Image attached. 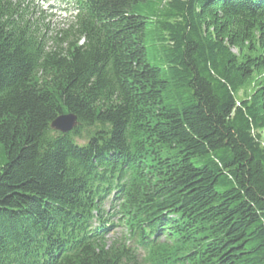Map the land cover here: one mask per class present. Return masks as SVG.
Masks as SVG:
<instances>
[{
  "label": "trees",
  "instance_id": "1",
  "mask_svg": "<svg viewBox=\"0 0 264 264\" xmlns=\"http://www.w3.org/2000/svg\"><path fill=\"white\" fill-rule=\"evenodd\" d=\"M64 1L0 0V264H264V0Z\"/></svg>",
  "mask_w": 264,
  "mask_h": 264
},
{
  "label": "rangeland",
  "instance_id": "2",
  "mask_svg": "<svg viewBox=\"0 0 264 264\" xmlns=\"http://www.w3.org/2000/svg\"><path fill=\"white\" fill-rule=\"evenodd\" d=\"M31 3L40 12L38 17H41L40 22L48 27V30L44 28L45 33L48 35H56L58 31L67 29L74 21L75 8L67 1L60 2L56 0H30ZM252 90L240 92L239 99H243L245 95L250 96ZM1 156V155H0ZM1 161V159H0ZM125 233L123 228H116L109 240L119 239Z\"/></svg>",
  "mask_w": 264,
  "mask_h": 264
},
{
  "label": "water",
  "instance_id": "3",
  "mask_svg": "<svg viewBox=\"0 0 264 264\" xmlns=\"http://www.w3.org/2000/svg\"><path fill=\"white\" fill-rule=\"evenodd\" d=\"M77 127V118L74 115L58 117L51 125V129L61 134H67Z\"/></svg>",
  "mask_w": 264,
  "mask_h": 264
},
{
  "label": "bare ground",
  "instance_id": "4",
  "mask_svg": "<svg viewBox=\"0 0 264 264\" xmlns=\"http://www.w3.org/2000/svg\"><path fill=\"white\" fill-rule=\"evenodd\" d=\"M23 2H24V1H23ZM91 6H92V5H91ZM80 13H81V12H80ZM79 16H80V15H79ZM79 16H78V17H79ZM76 21H77V20H76ZM36 30H37V29H36ZM34 31H35V30H34ZM34 34H35V33H34Z\"/></svg>",
  "mask_w": 264,
  "mask_h": 264
}]
</instances>
